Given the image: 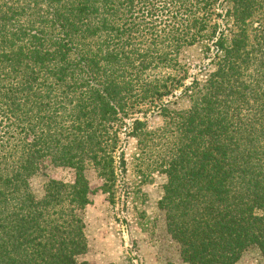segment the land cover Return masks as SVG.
I'll return each mask as SVG.
<instances>
[{
    "label": "trees",
    "instance_id": "16d2710c",
    "mask_svg": "<svg viewBox=\"0 0 264 264\" xmlns=\"http://www.w3.org/2000/svg\"><path fill=\"white\" fill-rule=\"evenodd\" d=\"M130 139L184 263H264V0H0V264H89L88 175L110 193Z\"/></svg>",
    "mask_w": 264,
    "mask_h": 264
},
{
    "label": "rangeland",
    "instance_id": "374dc122",
    "mask_svg": "<svg viewBox=\"0 0 264 264\" xmlns=\"http://www.w3.org/2000/svg\"><path fill=\"white\" fill-rule=\"evenodd\" d=\"M181 59L188 73L186 84L194 78L206 79L212 61L201 45L186 49ZM187 106V102L180 103V107ZM147 112L151 116L152 111ZM150 120L151 128L162 124L152 117ZM126 143L127 171L123 176L119 174L110 193L102 191V181L94 172L88 175L94 193L85 210L89 248L81 260L89 264H186L180 258L178 246L166 233L164 217L158 209L166 178L148 168L155 160L150 150L141 154L135 140ZM46 162L45 169L52 179L67 184L75 181L73 170ZM32 183L42 192V178H35ZM257 261L258 256L251 253L238 264H258Z\"/></svg>",
    "mask_w": 264,
    "mask_h": 264
}]
</instances>
